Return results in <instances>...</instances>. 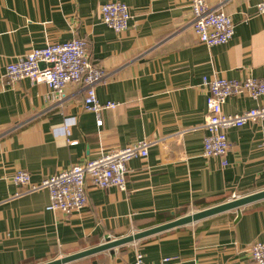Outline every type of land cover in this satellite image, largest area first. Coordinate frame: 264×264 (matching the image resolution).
I'll return each mask as SVG.
<instances>
[{
  "label": "crops",
  "instance_id": "1",
  "mask_svg": "<svg viewBox=\"0 0 264 264\" xmlns=\"http://www.w3.org/2000/svg\"><path fill=\"white\" fill-rule=\"evenodd\" d=\"M191 1L0 0V264H45L264 190V124L228 130L224 168L202 154L203 78H264V14L256 8L264 0H206L235 24L227 44L210 48L193 31ZM108 2L129 7L124 32L102 23ZM74 38L86 40L105 74L98 101L117 104L100 113V127L80 86L56 100L44 84L5 78L7 63ZM259 103L231 96L222 110L241 114ZM139 141L149 143L148 155L128 162L125 189L88 187L85 206L68 215L46 210L47 190L12 182L25 170L38 185ZM254 242H264V200L66 264H134L136 252L145 264H255L245 252Z\"/></svg>",
  "mask_w": 264,
  "mask_h": 264
},
{
  "label": "built area",
  "instance_id": "2",
  "mask_svg": "<svg viewBox=\"0 0 264 264\" xmlns=\"http://www.w3.org/2000/svg\"><path fill=\"white\" fill-rule=\"evenodd\" d=\"M190 8L193 31L200 43L210 48L225 45L232 39L235 24L230 16L223 11L211 10L206 0H192ZM256 8L258 14H264V1ZM100 17L102 23L117 34L128 28L132 18L129 7L121 2L103 4ZM4 70L9 83L29 79L36 84H44L48 90L47 98L50 99L62 100L67 86H80L84 94L83 108L95 114L99 127L102 126L100 113L117 106L113 102L101 104L98 101L95 87L103 82L105 74L90 61L88 45L83 38H74L64 43H46L45 47L32 49L7 63ZM203 84L208 89V95L202 154L205 158H217L220 167L224 168L228 164L226 157L230 149L228 130L255 122L264 124V78L228 80L217 76L212 79L204 77ZM242 95L260 103L241 114L223 113L222 107L229 97ZM148 146L147 141H139L123 148L109 149L94 159L49 176L38 185L31 183L29 172L17 170L12 176V182L27 191L47 190L49 203L46 210L68 215L85 206L88 187L123 191L128 162L134 158H146ZM262 172L264 174V164ZM237 198L239 196L233 195L231 200ZM245 252L255 264H264V242L249 244ZM167 261L164 259L158 264ZM134 264H145L140 252H136Z\"/></svg>",
  "mask_w": 264,
  "mask_h": 264
},
{
  "label": "water",
  "instance_id": "3",
  "mask_svg": "<svg viewBox=\"0 0 264 264\" xmlns=\"http://www.w3.org/2000/svg\"><path fill=\"white\" fill-rule=\"evenodd\" d=\"M40 67H43V64H40ZM261 200H264V190L250 194V195L242 196L237 199L229 200L223 204L213 206V207H210V208H207V209H204V210L192 213V214L179 217L170 222L131 234L130 236H127L124 238L115 239V240H107L103 244H100L96 247H93V248L66 256L64 258L45 263V264H66L68 262L89 256V255H92V254H95L101 251L112 250L121 245L131 243L133 241H137L145 237L152 236V235H155V234H158V233H161V232L173 229V228L192 224L194 222L203 220L205 218H208V217H211L217 214H221V213L231 211V210L238 211L243 206H246L248 204L255 203Z\"/></svg>",
  "mask_w": 264,
  "mask_h": 264
}]
</instances>
